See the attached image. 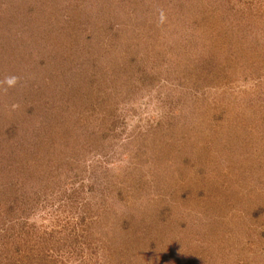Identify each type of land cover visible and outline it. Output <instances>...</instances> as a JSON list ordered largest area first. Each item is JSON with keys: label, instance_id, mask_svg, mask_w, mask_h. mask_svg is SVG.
Here are the masks:
<instances>
[{"label": "rangeland", "instance_id": "obj_1", "mask_svg": "<svg viewBox=\"0 0 264 264\" xmlns=\"http://www.w3.org/2000/svg\"><path fill=\"white\" fill-rule=\"evenodd\" d=\"M0 264H264V0H0Z\"/></svg>", "mask_w": 264, "mask_h": 264}, {"label": "clouds", "instance_id": "obj_2", "mask_svg": "<svg viewBox=\"0 0 264 264\" xmlns=\"http://www.w3.org/2000/svg\"><path fill=\"white\" fill-rule=\"evenodd\" d=\"M9 86H12L15 83V77L7 78L5 81Z\"/></svg>", "mask_w": 264, "mask_h": 264}]
</instances>
